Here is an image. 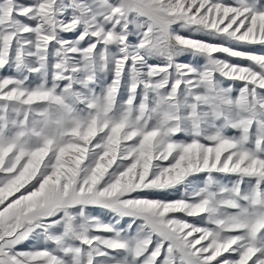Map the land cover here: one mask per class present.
<instances>
[{"label":"snow or ice","instance_id":"1","mask_svg":"<svg viewBox=\"0 0 264 264\" xmlns=\"http://www.w3.org/2000/svg\"><path fill=\"white\" fill-rule=\"evenodd\" d=\"M0 264H264V0H0Z\"/></svg>","mask_w":264,"mask_h":264}]
</instances>
